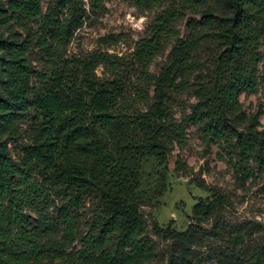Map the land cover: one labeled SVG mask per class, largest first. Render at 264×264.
Returning a JSON list of instances; mask_svg holds the SVG:
<instances>
[{
    "label": "trees",
    "instance_id": "1",
    "mask_svg": "<svg viewBox=\"0 0 264 264\" xmlns=\"http://www.w3.org/2000/svg\"><path fill=\"white\" fill-rule=\"evenodd\" d=\"M138 1L146 7L163 2ZM169 1L196 11L209 0ZM231 4L233 10L228 15L204 13L201 23H189L188 38L178 40L155 80L151 107L127 121L115 116L119 96L93 83L91 73L97 60L84 67V80L80 83L85 84L86 90L67 79L66 70H61L52 80L44 79L45 93H36L24 42L0 39V264H144L153 259L154 249L143 237L146 227L141 213L146 200L141 188L143 165L152 159L165 165L173 143L184 138L183 126L173 121L166 104L177 80L189 75L193 54L205 38L214 39L223 53L214 77L208 82L209 89L201 90L191 121L205 122L204 135L222 143L224 149L235 145L240 165L251 158L264 165V131L250 126L241 132L232 126V121H246L239 112L240 90L256 84V67L261 62L257 50L264 38V0H231ZM41 15L42 0H16L0 8V25L23 26ZM173 17L171 14L159 17L157 32L163 31L160 27L166 29ZM65 32L60 25L58 34H52L51 38L59 42ZM157 47L154 39L144 42L138 57L141 61L148 59ZM3 52L5 56L1 55ZM31 95H34L32 103ZM32 106L42 111L48 123L40 142L27 148L24 165L54 167L50 180L72 192L69 205L57 210L58 220L45 210L43 195L36 197L30 187L21 189L14 182L16 176L24 173L14 163L9 144L17 139L19 121ZM251 122H257L256 118ZM98 132L115 140L114 153L100 142L89 149ZM231 137L236 138L234 144ZM58 159L62 163L57 164ZM181 167L179 162L178 169ZM162 191L164 188L157 195ZM85 194L98 200L101 212L81 236L78 198ZM34 201L38 202L33 206ZM221 201L216 193L211 199L200 200L193 212L194 219L202 222ZM27 207H32L39 216L40 221L33 229L25 214ZM60 231L62 236L57 238ZM193 231L191 226L185 233L169 232V235L187 244L192 241ZM79 238L82 247L73 258L67 252ZM234 241L236 246L241 245L243 236L238 233Z\"/></svg>",
    "mask_w": 264,
    "mask_h": 264
},
{
    "label": "rangeland",
    "instance_id": "2",
    "mask_svg": "<svg viewBox=\"0 0 264 264\" xmlns=\"http://www.w3.org/2000/svg\"><path fill=\"white\" fill-rule=\"evenodd\" d=\"M12 1L16 0H2L0 8ZM232 10L231 0H209L196 11L169 0L150 7L138 0H42L39 18L26 21L23 26L0 25V39L24 42L36 93H45L44 79L52 80L61 70H66L67 79L86 90L85 84L80 83L84 80V67L97 60L91 73L93 83L119 96L115 116L127 121L151 107L155 80L178 40L188 38L189 23H201L204 13L228 15ZM167 14L174 16L173 20L166 29L160 27L163 31L158 33V18ZM60 25L66 32L58 42L51 36L58 34ZM152 39L158 47L151 57L141 61L140 49ZM257 52L261 62L256 67V84L242 88L238 94L239 112L246 121H232L234 129L241 132L250 126L264 131V38ZM222 53V46L214 39L205 38L200 43L193 54L189 75L177 80L166 104L173 121L183 126L184 138L173 143L165 165L153 159L143 165L141 188L146 197L141 206L146 220L143 237L154 249L153 259L144 264H264V165L255 158L240 165L235 145L224 149L222 143L204 135L205 122L191 121L201 90L209 89L208 82L215 75ZM1 55L5 56V52ZM33 100L31 95L30 102ZM253 118L257 122L252 123ZM47 123L41 110L30 107L19 121L18 137L10 142L9 150L24 173L16 176L15 184L21 189L30 187L36 197L43 195L45 210L58 220L57 210L69 205L72 192L50 180L54 167L24 165L27 148L40 142ZM98 133L89 149L100 142L114 153L115 140L104 132ZM230 140L236 142L235 137ZM60 163L62 159H58L57 164ZM162 188L164 191L157 195ZM213 193L221 196L220 205L202 222L195 220V207L200 200L211 199ZM78 200L83 236L101 209L92 194L81 195ZM25 214L30 229L35 228L40 221L36 211L27 207ZM191 226L194 231L190 243L183 244L169 235V232L185 233ZM238 233L243 236V243L236 246ZM61 236L60 231L57 238ZM81 247L79 238L67 255L75 258Z\"/></svg>",
    "mask_w": 264,
    "mask_h": 264
}]
</instances>
